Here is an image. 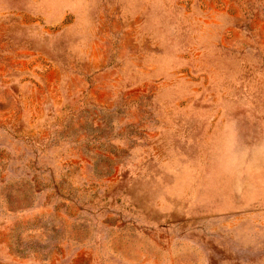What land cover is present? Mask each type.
<instances>
[{"label": "rangeland", "instance_id": "374dc122", "mask_svg": "<svg viewBox=\"0 0 264 264\" xmlns=\"http://www.w3.org/2000/svg\"><path fill=\"white\" fill-rule=\"evenodd\" d=\"M0 264H264V0H0Z\"/></svg>", "mask_w": 264, "mask_h": 264}]
</instances>
